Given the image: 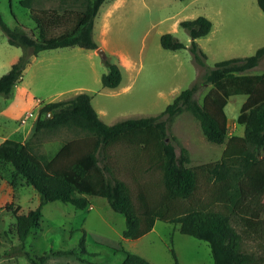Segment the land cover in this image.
I'll return each mask as SVG.
<instances>
[{
	"label": "rangeland",
	"instance_id": "374dc122",
	"mask_svg": "<svg viewBox=\"0 0 264 264\" xmlns=\"http://www.w3.org/2000/svg\"><path fill=\"white\" fill-rule=\"evenodd\" d=\"M36 5L59 7L60 3L42 0ZM0 10L10 26L37 35L35 22L21 0H0ZM199 15L213 22L211 31L196 39L206 53L203 65L195 60L192 38L180 25L181 20ZM166 32H172L186 46L164 48L161 35ZM94 38L100 51L75 45L44 49L31 57L23 79L11 93H0V143L6 138L30 139L37 151L54 155L66 140L81 135L80 130L61 127L34 134V122L45 103L72 98L80 92L91 94L92 105L106 123L156 115L195 81L200 83L195 96L203 102L212 88L203 80L208 69L227 58L252 55L264 45V11L257 0H108L95 17ZM29 50L10 44L0 26V76ZM109 63L119 64L122 70V82L115 88L102 84ZM249 72L263 73L264 58ZM245 99L244 94L232 95L225 106L229 135L244 133L237 116ZM168 132L179 140L178 153L181 146L188 149L191 166L216 160L222 154L224 144L207 140L199 121L188 110L168 122ZM109 153L116 170L120 169L121 177L134 190L160 189L161 171L149 169L135 149L118 144ZM11 181H15L12 168H0V264H43L40 256L44 254L48 256L44 264H121L124 256L115 250L120 245L153 264H175L172 249L177 264L214 263L210 243L182 233L179 223L157 220L143 236L124 237L125 215L115 211L102 196H90L86 208L49 201L43 206L41 223L21 243L15 215L35 208L40 194L21 177L16 187ZM200 182L196 196L207 207H215L207 196L205 185L209 183L205 177ZM84 233L85 251L79 246ZM68 248L77 253H56Z\"/></svg>",
	"mask_w": 264,
	"mask_h": 264
},
{
	"label": "trees",
	"instance_id": "16d2710c",
	"mask_svg": "<svg viewBox=\"0 0 264 264\" xmlns=\"http://www.w3.org/2000/svg\"><path fill=\"white\" fill-rule=\"evenodd\" d=\"M58 1L59 7H41L36 3L42 0H21L35 22L36 36L25 28L10 26L0 10V26L9 43L30 49L0 76V93L7 96L11 93L13 86L22 80L31 57L41 50L75 45L98 48L94 38L95 17L108 0ZM257 3L264 11V0ZM180 25L188 30L194 58L203 65L206 53L196 39L211 31L212 20L199 15L181 20ZM161 45L172 50L186 46L172 32L161 35ZM263 58L264 45L252 55L218 61L203 76L205 83L212 84L203 102L195 96L200 86L195 81L156 115L106 123L92 105L88 92L45 103L34 122V134L68 127L80 130L81 135L66 140L52 156L37 151L30 139L6 138L0 143V168H12L13 187L21 177L40 194L35 208L15 215L21 243L41 223L43 206L49 201L61 200L76 208H86L90 196H102L115 211L125 215L124 237L143 236L157 220L179 223L182 233L210 243L213 264H264V72H249ZM122 78L120 65L109 63L102 84L115 88ZM235 94L247 95L237 116L238 124L244 126L242 135H229L225 106ZM185 110L197 118L207 140L224 144L220 158L191 166L188 149L181 146L177 152L179 140L169 134L168 122ZM118 144L132 147L143 156L149 169L161 171L159 190L144 187L134 190L121 177L109 153ZM203 177L209 183L208 187L205 185L207 196L215 207H207L196 196ZM79 246L86 250L85 233ZM115 250L124 256L121 264H153L123 245ZM56 253L77 251L68 248ZM172 253L177 264L174 249ZM47 257V254L40 256L43 264ZM32 261L35 262L33 258Z\"/></svg>",
	"mask_w": 264,
	"mask_h": 264
},
{
	"label": "crops",
	"instance_id": "0c3cea01",
	"mask_svg": "<svg viewBox=\"0 0 264 264\" xmlns=\"http://www.w3.org/2000/svg\"><path fill=\"white\" fill-rule=\"evenodd\" d=\"M22 79H23V78H22ZM244 95H245V94H244ZM246 98H247V95H246ZM59 100H60V99H59ZM245 100H246V99H245ZM245 100H244V101H245ZM242 134H243V133H242ZM242 134H239V135H242ZM223 149H224V148H223ZM153 228H154V227H153Z\"/></svg>",
	"mask_w": 264,
	"mask_h": 264
},
{
	"label": "water",
	"instance_id": "95a60500",
	"mask_svg": "<svg viewBox=\"0 0 264 264\" xmlns=\"http://www.w3.org/2000/svg\"><path fill=\"white\" fill-rule=\"evenodd\" d=\"M97 50H98V51H100V50H101V48H98ZM50 115H52V113H50Z\"/></svg>",
	"mask_w": 264,
	"mask_h": 264
}]
</instances>
